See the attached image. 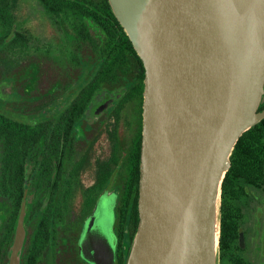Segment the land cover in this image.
<instances>
[{
	"label": "flooded vegetation",
	"instance_id": "af4514ba",
	"mask_svg": "<svg viewBox=\"0 0 264 264\" xmlns=\"http://www.w3.org/2000/svg\"><path fill=\"white\" fill-rule=\"evenodd\" d=\"M104 7L0 0V264H98L88 232L114 251L99 263L127 262L146 69ZM251 129L223 182L219 264H264V129Z\"/></svg>",
	"mask_w": 264,
	"mask_h": 264
},
{
	"label": "water",
	"instance_id": "95a60500",
	"mask_svg": "<svg viewBox=\"0 0 264 264\" xmlns=\"http://www.w3.org/2000/svg\"><path fill=\"white\" fill-rule=\"evenodd\" d=\"M108 1L146 69L141 218L126 264H219L231 156L264 119V0ZM91 236L96 263L114 258Z\"/></svg>",
	"mask_w": 264,
	"mask_h": 264
},
{
	"label": "trees",
	"instance_id": "16d2710c",
	"mask_svg": "<svg viewBox=\"0 0 264 264\" xmlns=\"http://www.w3.org/2000/svg\"><path fill=\"white\" fill-rule=\"evenodd\" d=\"M104 8L106 9L107 13H108L110 16H112V17L115 18L117 28H118L121 32H123V33L125 34L124 29L121 27L119 21H118V20L116 19V17L114 16V14H113V12H112V10H111V7H110V5H109L108 0H105V7H104ZM254 129H264V121H263L261 124H259L258 126L253 127L251 130H254ZM238 144H239V143H237V145H236L235 148H237Z\"/></svg>",
	"mask_w": 264,
	"mask_h": 264
}]
</instances>
